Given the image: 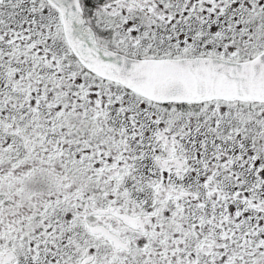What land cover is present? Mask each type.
<instances>
[{
    "label": "snow or ice",
    "instance_id": "1",
    "mask_svg": "<svg viewBox=\"0 0 264 264\" xmlns=\"http://www.w3.org/2000/svg\"><path fill=\"white\" fill-rule=\"evenodd\" d=\"M0 264H264V0H0Z\"/></svg>",
    "mask_w": 264,
    "mask_h": 264
}]
</instances>
